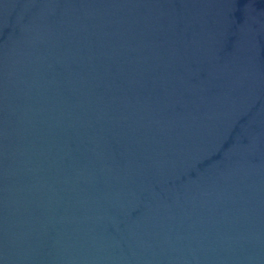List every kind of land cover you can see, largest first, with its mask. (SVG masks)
<instances>
[{"label": "water", "instance_id": "obj_1", "mask_svg": "<svg viewBox=\"0 0 264 264\" xmlns=\"http://www.w3.org/2000/svg\"><path fill=\"white\" fill-rule=\"evenodd\" d=\"M0 264H264V0H0Z\"/></svg>", "mask_w": 264, "mask_h": 264}]
</instances>
